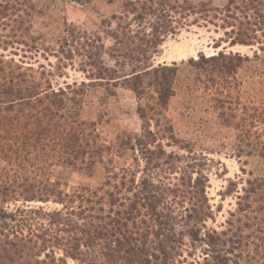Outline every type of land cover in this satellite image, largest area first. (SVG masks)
I'll return each instance as SVG.
<instances>
[{
  "label": "trees",
  "instance_id": "16d2710c",
  "mask_svg": "<svg viewBox=\"0 0 264 264\" xmlns=\"http://www.w3.org/2000/svg\"><path fill=\"white\" fill-rule=\"evenodd\" d=\"M124 1L122 13L100 31L65 29L54 52L56 69L80 57V70L90 81L80 88L74 82L54 90L45 72L37 76L0 54V264H186V238L191 249L201 243L208 251L204 264H239L223 254L232 239L204 225L211 215L205 176L192 178L187 163L178 168L177 182H169L179 160L158 142L172 133L165 111L176 65H155L153 58L189 15L210 10L186 1ZM32 10L31 0H0V50L15 43L29 48L24 37L30 39L26 24ZM216 12L224 29L231 28L225 32L230 46L250 45L257 33L264 35V0H227ZM243 60L237 52L220 51L201 55L194 64L201 70L207 66V88L221 95ZM119 84L138 100L142 131L122 133L114 145H105L94 125L79 118L81 95L87 86ZM121 152L132 153L133 164L117 172L113 154ZM54 166L85 174L103 166L106 189L67 194L51 179ZM184 198L189 207L182 205ZM17 202L21 206L7 207Z\"/></svg>",
  "mask_w": 264,
  "mask_h": 264
},
{
  "label": "rangeland",
  "instance_id": "374dc122",
  "mask_svg": "<svg viewBox=\"0 0 264 264\" xmlns=\"http://www.w3.org/2000/svg\"><path fill=\"white\" fill-rule=\"evenodd\" d=\"M171 1H186L195 7L205 5V10L210 11L189 15L177 33L165 39L153 58L155 65H176L174 94L165 111L172 133L158 137L163 150L179 160L174 162L169 182H177L181 176L179 167L192 164L193 168L189 169L192 178H196L197 173L206 178L205 192L211 215L205 220V227L232 239L222 249L223 254L239 264H264V35L257 33V40L250 45L230 46L225 32H230L231 28L225 26L224 29L222 17L216 12L224 9L227 0ZM31 2L33 10L26 24L30 39L24 37L29 48L15 43L6 51L0 50V54L5 59L13 58L25 68L31 67L37 76L45 72L54 90L65 88V83L76 82L77 88L81 82L88 84L87 75L80 70V57L75 56L72 62L65 61L64 67L57 70L54 52L68 26L74 25L87 32L100 31L104 22L122 13L125 1ZM220 51L237 52L244 60L236 70L235 80L229 82L226 92L218 95L215 87L207 88L205 83L209 75L207 66L201 70L194 61L201 55L208 57ZM103 60L112 64L106 55ZM81 100L80 120L92 123L105 145H114L122 133H141L138 100L125 85L115 88L87 86ZM153 125L151 130H154ZM170 136L173 139H169ZM113 156L117 172L133 164L130 152ZM3 166L0 160V169ZM51 179L59 182L67 194L80 188L106 189L103 166H97L89 174L54 166ZM182 200V205L189 207V200ZM21 204L10 203L7 207L13 210ZM30 205L42 206L45 210L60 208L51 203ZM185 243L186 264L196 261L204 264L203 258L208 253L205 247L197 243L195 249H191L187 238ZM67 264L73 262L67 260Z\"/></svg>",
  "mask_w": 264,
  "mask_h": 264
},
{
  "label": "water",
  "instance_id": "95a60500",
  "mask_svg": "<svg viewBox=\"0 0 264 264\" xmlns=\"http://www.w3.org/2000/svg\"><path fill=\"white\" fill-rule=\"evenodd\" d=\"M212 55H215V54H212Z\"/></svg>",
  "mask_w": 264,
  "mask_h": 264
}]
</instances>
